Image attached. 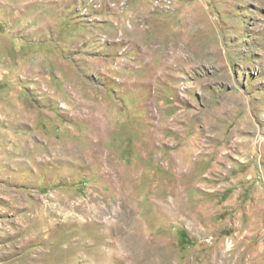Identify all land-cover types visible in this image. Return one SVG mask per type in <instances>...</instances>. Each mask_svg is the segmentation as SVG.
<instances>
[{
    "label": "rangeland",
    "instance_id": "rangeland-1",
    "mask_svg": "<svg viewBox=\"0 0 264 264\" xmlns=\"http://www.w3.org/2000/svg\"><path fill=\"white\" fill-rule=\"evenodd\" d=\"M0 264H264V0H0Z\"/></svg>",
    "mask_w": 264,
    "mask_h": 264
}]
</instances>
